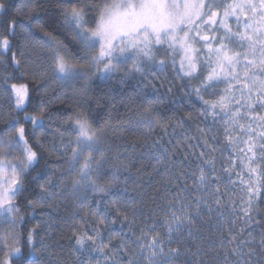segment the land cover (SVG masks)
Wrapping results in <instances>:
<instances>
[{
  "label": "snow or ice",
  "instance_id": "6c2138e0",
  "mask_svg": "<svg viewBox=\"0 0 264 264\" xmlns=\"http://www.w3.org/2000/svg\"><path fill=\"white\" fill-rule=\"evenodd\" d=\"M45 7L58 12L63 31L74 48L33 22L38 10ZM8 12L7 0H0V13L7 17ZM14 12L28 22V26H19V37L31 55L21 72L25 82L10 83L11 75L2 82L7 86L4 96L11 112H0V124L4 125L0 129V264H33V260L35 264H68L56 256L47 242L56 221L49 218L45 222L37 247L41 225L22 231L26 221L18 201L26 191L27 175L40 160L39 152L27 138L26 123L30 122L35 132L43 129L46 118H50V100H44L49 96V84L54 82L61 90L69 86L75 89L79 84L80 95L87 96L89 86H110L115 82L121 91L132 85L136 95L147 98L148 93L132 82L137 76L148 79L150 73H163L169 66L177 78L188 81L189 89H182L189 97L187 102L195 107L191 100L194 96L202 105L201 115L221 123V151L231 149L228 166H221L224 176L217 174L215 160L202 152L204 167L198 176L193 173L200 195L185 202L181 198L169 200L167 194L161 197L157 190L149 197L153 202L158 197L168 201L159 221L165 232L157 231L153 222L140 229L131 246L122 240L116 248L112 239L118 236L103 241L99 225L106 224L109 215L122 218L133 234L138 216H144L147 224L145 193L137 182L142 174L149 178L163 174L165 193L173 182L178 185L187 175L162 138L153 139L155 129L165 126L157 103L149 100L148 107L129 119L128 128L109 123L96 126L87 113H72L67 127L58 130L62 156L57 159H64L67 164L53 172L59 173V184L49 177L39 184V197L27 199L26 206L33 211H55L61 199L83 203L89 193L100 197L93 213V220L99 219L91 223V233L87 230V214L77 223L79 213H72L71 239L76 245L73 264H264V215L257 204L264 199V0H23ZM17 29L14 16L0 19V59L12 50ZM20 57H24V52ZM11 63L17 70L21 68L22 60L15 52ZM28 80L41 96L38 110L31 113ZM55 91L52 89L53 94ZM133 124L144 125L146 135L125 143V133L134 131ZM179 127L183 129V124ZM114 141H120L116 147L123 150L112 155ZM36 144L45 151L56 152V143L48 149L41 136L36 137ZM205 147L215 150L207 141ZM134 160L155 161L156 167L149 173L143 163L136 168ZM209 166L210 173L205 170ZM105 177L110 178L102 182ZM130 184L136 186L131 193ZM229 189L233 194L239 189V219L244 227L239 233L229 227L228 236L221 234L218 242L210 241L198 221L213 214L217 221L238 215L235 201L230 205L224 202V197L231 200ZM102 202L106 207L101 212ZM112 223H116L115 218ZM26 252L31 254L27 259Z\"/></svg>",
  "mask_w": 264,
  "mask_h": 264
},
{
  "label": "trees",
  "instance_id": "16d2710c",
  "mask_svg": "<svg viewBox=\"0 0 264 264\" xmlns=\"http://www.w3.org/2000/svg\"><path fill=\"white\" fill-rule=\"evenodd\" d=\"M7 2L9 4L8 16L4 17V14L0 13V19H8L14 16L18 25V35L12 38V50L8 52L3 59H0V112L5 114L11 112V106L4 96V88L7 86L2 84L3 79L5 76L11 75L13 79L10 83L25 82L24 78L21 76V72L25 64L28 63L27 58L31 55L29 50L24 47L23 41L19 37V26H28V22L22 16H16L14 12V9L19 6L23 0H7ZM73 2H76V0H73ZM33 22L43 25L48 31L54 32L61 40L68 44L70 48L75 47L67 34L63 31L59 14L55 8L45 7L38 10L37 15L33 17ZM13 52L22 60L19 70L11 63ZM21 52H24V57H20ZM149 81H151V83ZM27 82L31 86V101L28 105V111L31 113L38 110L41 103V96L39 94L40 90H38L35 85H32L30 80ZM132 84L148 93L147 98L136 95L132 85L126 86L125 89L121 91L119 84L115 82L110 86L91 85L89 86L87 96L80 95L79 84L75 86V89L69 86L66 90H61L57 87L56 83L52 82L48 86L49 96L44 97L45 102L50 100V103H48L50 118H46L44 128L33 132L30 122L26 123L28 129L27 138L34 149L39 152L40 160L26 177V191L22 196L18 197L21 213L25 216L26 221L22 231H26L36 225H41L38 229V235L36 236L37 247H39L40 236L44 235L45 222H48L49 218L56 221L51 232L52 238L47 242L50 244L56 256L67 260L68 264H73L76 259L75 241L71 239V225L74 223L72 213L74 210L79 213L76 217L77 219L79 216L82 217L85 214L93 218V213L97 211L96 200L100 199V197L89 193V198L83 201V203L74 201L71 198L61 199L58 201L59 207L55 211L47 208H37L33 211L26 206V200L37 199L40 195L39 184L43 183L49 177L52 178L55 184H59L61 177L59 173L53 175V172L57 168H66L67 164L64 159H57V156H62V149L59 147L58 130H63L67 127L66 121H68L72 113L77 111L87 113L89 119L92 120L96 126H103L105 123H109L113 127L119 126L121 128H128L129 119L137 111H142L144 108L148 107L149 100L157 103L161 123L165 127H157L153 139L162 138L169 151L174 153L176 164L182 166L187 175L180 179L178 185L173 182V185L167 193L164 191L165 185L163 182L166 177L163 174L153 175L151 178H149L146 173L140 176L137 182L145 193L143 199L147 205V208L144 209L147 214V224H145L144 216H138L136 225L134 226L135 232L139 231L141 228L151 226L153 222H156V227H158V222L165 211L163 205L168 201H164L159 197L154 202L151 201L149 197L157 190L160 191L161 197L167 194L169 200H172L174 197H186L188 193V202L201 194L197 185L194 183L193 173L198 176L199 169L204 167L203 160L205 157L201 156L202 152L207 153L208 158L215 160L217 174L221 176L225 175L221 172V166L227 165L228 151H221L223 148L222 129H220L219 125L217 126L215 123H211L207 118L201 115L200 110L202 106L196 102L194 96L191 97V100L195 103V107H192L187 102L189 97L184 95L185 92L182 91V89L185 90L187 87L188 89L190 87L186 79L181 80L177 78L176 72L169 66L163 73H150L148 79L137 76ZM194 84L195 82H193V85ZM169 88H171V92L168 91ZM52 89L56 90L54 94L52 93ZM160 101L163 102L161 103ZM189 113L191 114L190 116ZM180 123L183 124V129L179 127ZM132 127L134 131L125 133V143L140 140L146 135L147 130L144 125L136 126L133 124ZM3 128L4 125L0 124V129ZM173 129H175V132ZM165 131H167V135H165ZM213 133L216 134V139H213ZM37 136L42 137L48 149H51L53 142H55L56 152L51 153L40 148V146L36 144ZM169 141H171V143H169ZM205 141H207V144L210 146L214 145L215 150H213L212 147H205ZM118 144H121V142H113L112 155H115L118 150H123L122 147L117 149L116 145ZM139 154L140 148L139 145H137V155ZM185 157H187V159H185ZM133 162L136 168H139L142 163L148 166L149 173L152 172L153 167H156L155 161L134 160ZM131 171L135 174L136 169L133 168ZM33 177H37V180L34 181ZM109 178L110 177H105V180L102 182H106ZM221 185L223 186V182ZM135 187V185L130 184L128 186V191L130 193L133 192ZM121 190H123V186H121ZM105 199H114V197H106ZM257 204L261 215H264V199L258 200ZM101 206L103 209L106 207L103 202ZM148 209H153V211H148ZM108 217L116 219L115 227L123 226L124 230L132 231L128 224L121 223L123 222L122 218L114 217V214ZM76 218L75 222H81ZM198 224L202 225L204 236L210 241L216 240L218 242L221 234L228 236L225 235L228 231L223 229L226 223H219L215 215L211 218L205 217L204 220L198 221ZM239 224L238 221L236 225ZM253 227L255 228V226ZM104 232L107 234L106 230H104ZM233 232L238 233L237 230ZM30 256V253H25L26 259ZM33 264H35L34 260Z\"/></svg>",
  "mask_w": 264,
  "mask_h": 264
},
{
  "label": "rangeland",
  "instance_id": "374dc122",
  "mask_svg": "<svg viewBox=\"0 0 264 264\" xmlns=\"http://www.w3.org/2000/svg\"><path fill=\"white\" fill-rule=\"evenodd\" d=\"M187 89H188V87L185 90H187ZM196 102L199 103V101H196ZM207 119L211 123H214L211 117H208ZM215 124L217 126L219 125L220 129H222L221 123L219 121H217ZM65 136L67 137V134H65ZM230 151H231V149H228V152H230ZM12 155L13 156L18 155V153H13ZM9 158H11V157H9ZM226 166H228V165H226ZM205 170H207L210 173V166H209V168H207ZM233 178L235 179V177H233ZM213 187H215V185H213ZM220 187H221V192L225 191V189H224V187L222 185ZM229 192H230V195H231V200L229 199V197H224V202H225V204H229L230 205L232 201H235L238 215L237 216L228 215L226 221H219V223H222V224L226 223L224 225L223 229H226L228 231V228L231 227V231L232 232L237 230L238 233H239L240 229L242 227H244L243 222L239 219V215H242V213L240 212V208H241V204H242V202L239 199L240 193H239V189H236L234 194L232 193L231 189H229ZM181 199H184L185 202H188V193L186 194V197H182ZM99 211H101V212L104 211V209L102 208L101 205H100ZM225 211L227 212L228 210L226 209ZM213 215H215V217H216V214H213ZM87 217H88V221L90 222L89 227H88L87 230L91 233L92 232L91 223H96L98 221L99 217H97L96 220H93V218H91V216L90 217L87 216ZM113 219H114L113 217H108L106 224L99 225L100 228L103 229V231L101 233L103 241L104 242H108L110 236L111 237H117L118 236L119 238H113L112 239V243H113V245L116 248H119L122 240L127 241L129 243V245L131 246L134 243V241H135V237L140 235V230L135 232V234H133V231L124 230L123 226L122 227L121 226L115 227V223H112ZM77 220L81 221V217L79 216ZM232 221H235V223L233 224ZM238 221H239L240 224L236 225L238 223ZM121 223H124V222H121ZM124 224H126V223H124ZM104 230H106L107 234H105ZM157 231L165 232L166 229H165V227L162 224L159 223L158 227H157ZM225 235H229V232L225 233ZM75 248H76V245H75Z\"/></svg>",
  "mask_w": 264,
  "mask_h": 264
}]
</instances>
